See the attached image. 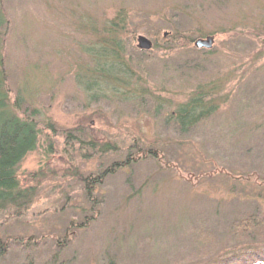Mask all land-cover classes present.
Here are the masks:
<instances>
[{
    "label": "rangeland",
    "instance_id": "374dc122",
    "mask_svg": "<svg viewBox=\"0 0 264 264\" xmlns=\"http://www.w3.org/2000/svg\"><path fill=\"white\" fill-rule=\"evenodd\" d=\"M3 1L12 98L21 94V113L37 109L42 135L19 167L21 181L38 188L34 203L20 218L0 212L1 241L39 247L30 258L11 250L0 264H195L205 259L192 240L200 220L218 235L214 254L247 241L229 231L239 213L264 211V184L236 178L264 179V0ZM119 12L135 95L94 102L76 80L89 63L84 25L103 29ZM140 35L151 50L138 48ZM207 36L213 47L196 49ZM200 86L224 103L180 132L170 114ZM68 132L76 138L67 142ZM81 137L119 148L101 157ZM133 144L166 162L137 159L88 197L85 177L125 159ZM87 214L94 219L77 229Z\"/></svg>",
    "mask_w": 264,
    "mask_h": 264
},
{
    "label": "trees",
    "instance_id": "16d2710c",
    "mask_svg": "<svg viewBox=\"0 0 264 264\" xmlns=\"http://www.w3.org/2000/svg\"><path fill=\"white\" fill-rule=\"evenodd\" d=\"M125 16L123 12H119L118 17L111 20L109 25H105V28L103 26V29H98L94 22L84 25L91 38V42L83 47V51L89 58V63L86 65L87 67L80 69L76 80L77 84L87 93L89 99L94 102L112 97L120 98V95L121 98L129 100L135 95L134 90L129 91L134 76L129 65L130 61L126 59L127 43L122 37L127 31ZM9 25L4 1L0 0V212L7 213L14 218H20L34 203L38 188L35 185H26L21 181L19 167L27 154L40 146L42 131L37 109L25 108L21 113V101L23 100L21 94L18 93L15 99L12 98L5 62L6 33L9 30ZM175 39L184 42L185 37L176 31ZM195 48L199 49L196 46ZM223 103L221 99L216 98L215 91L200 86L186 102L177 105L170 114L168 121L178 131L185 133L213 115ZM50 126L49 129L55 130L53 123ZM75 138L74 134L68 132L67 142ZM98 140L87 141L83 137L81 140L79 139L81 144L85 146L88 144L93 153L101 157L108 153L117 152L119 147L114 141ZM149 157L162 160L161 165L166 162L164 154L159 150L147 149L144 146H134L133 144L125 159L112 161L94 178L85 177V190L88 197L92 193L94 195V190L108 176L131 166L138 161L137 159ZM231 176L235 177L236 175L231 173ZM236 178L248 179V181L253 182L261 181L262 183H260L264 184V179H261L257 173L247 176L239 175ZM94 200L95 198H93ZM94 206L93 202L89 213L93 212ZM10 216L8 220L11 219ZM92 219H94L93 215H85L83 224L77 229L85 227ZM203 222L200 220L199 225L195 226L196 231L193 232L192 240L196 255H205V259L195 264H264V211L254 210L239 213L231 222L229 234L234 239L243 237L247 241L234 244L228 251L219 248L215 252L216 254H214V249L218 244V235L201 224ZM33 243L28 242L24 245L19 239L8 237L5 241L0 239V259H3L11 250L18 248L30 258L32 256L30 251L39 247L38 245L35 246L39 242L33 241ZM62 247H64L63 243ZM56 257L53 254L54 262Z\"/></svg>",
    "mask_w": 264,
    "mask_h": 264
},
{
    "label": "water",
    "instance_id": "95a60500",
    "mask_svg": "<svg viewBox=\"0 0 264 264\" xmlns=\"http://www.w3.org/2000/svg\"><path fill=\"white\" fill-rule=\"evenodd\" d=\"M139 44L138 48L144 51H149L153 47V43L150 39H148L146 36L140 35L138 38ZM214 36H207L206 38H199L195 40L194 45L201 49V48H207L211 49L214 45Z\"/></svg>",
    "mask_w": 264,
    "mask_h": 264
}]
</instances>
